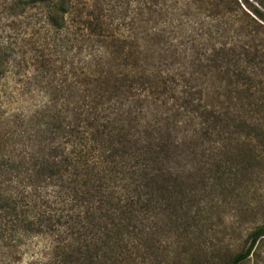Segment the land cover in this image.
<instances>
[{
	"label": "trees",
	"instance_id": "obj_1",
	"mask_svg": "<svg viewBox=\"0 0 264 264\" xmlns=\"http://www.w3.org/2000/svg\"><path fill=\"white\" fill-rule=\"evenodd\" d=\"M244 1L264 22V12ZM71 3L18 1L46 7L47 23L58 29ZM107 64L112 73L86 77L79 95L68 85L65 114L43 111L46 129L36 116L29 120L37 126L30 139L39 155L6 160L15 178L25 169L29 182L52 189L41 202L49 213L40 212L34 224L23 210L17 231L50 232L48 264H195L202 240L215 232L219 195L244 186L243 172L258 164L246 141L264 148L259 92L201 89L184 76ZM263 239L264 226H256L228 264H245Z\"/></svg>",
	"mask_w": 264,
	"mask_h": 264
},
{
	"label": "rangeland",
	"instance_id": "obj_2",
	"mask_svg": "<svg viewBox=\"0 0 264 264\" xmlns=\"http://www.w3.org/2000/svg\"><path fill=\"white\" fill-rule=\"evenodd\" d=\"M18 1L0 0V264H48L54 251L50 232L17 231L23 210L34 224L40 212L49 213L41 202L51 187L29 182L25 169L15 178L6 160L39 155L30 139L37 126L29 120L36 116L46 129L43 111L65 114L68 85L79 95L86 77L112 73L108 62L140 74L184 76L201 89L256 90L264 126V28L249 18L264 22L244 0H71L62 29L47 23L46 7ZM263 2L250 0L264 12ZM246 145L258 164L243 172L244 186L219 195L215 232L202 240L195 264H228L248 246V234L264 226V148L252 139ZM245 264H264V239Z\"/></svg>",
	"mask_w": 264,
	"mask_h": 264
}]
</instances>
